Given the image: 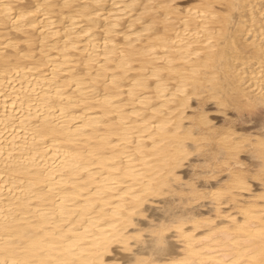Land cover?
Wrapping results in <instances>:
<instances>
[{"label": "bare ground", "instance_id": "6f19581e", "mask_svg": "<svg viewBox=\"0 0 264 264\" xmlns=\"http://www.w3.org/2000/svg\"><path fill=\"white\" fill-rule=\"evenodd\" d=\"M261 114L264 0H0V264H264Z\"/></svg>", "mask_w": 264, "mask_h": 264}, {"label": "rangeland", "instance_id": "374dc122", "mask_svg": "<svg viewBox=\"0 0 264 264\" xmlns=\"http://www.w3.org/2000/svg\"><path fill=\"white\" fill-rule=\"evenodd\" d=\"M213 114L218 115V116H222V115L219 114V113H213ZM260 116H261L262 119H264V114H261ZM243 121H245V117H242L240 122H243ZM246 124L249 125L248 122H246L245 125H246ZM200 170H203V169L200 168ZM221 175H222V173H220V175L216 174V179L219 178ZM200 178H201V177H200ZM185 191H186V192H189L188 188H187V190H185ZM206 198H207V197H206ZM174 199L176 200L175 203H178V202H179V197H175ZM177 201H178V202H177ZM201 202H202V201H201ZM203 202L205 203V205L203 206L204 209L208 208V207H209V203H208V201L205 199V201L203 200ZM189 203H190V204H188V206H189V207L192 206L193 202L190 201ZM191 203H192V204H191ZM196 204H197V203H196ZM206 204H208V205H206ZM194 205H195V203H194ZM157 206H159V204H157ZM225 206H227V205H225ZM223 208H227V207H223ZM201 209H203V208L201 207ZM144 220H147V219H144ZM142 226L145 227V229H146V226H144V225H142ZM119 250H120V249H119Z\"/></svg>", "mask_w": 264, "mask_h": 264}]
</instances>
